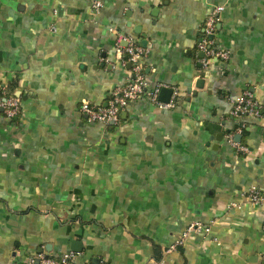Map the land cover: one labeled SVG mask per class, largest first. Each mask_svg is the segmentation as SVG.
Returning a JSON list of instances; mask_svg holds the SVG:
<instances>
[{"label": "crops", "instance_id": "1", "mask_svg": "<svg viewBox=\"0 0 264 264\" xmlns=\"http://www.w3.org/2000/svg\"><path fill=\"white\" fill-rule=\"evenodd\" d=\"M219 6L230 59L204 66ZM112 28L149 50L147 89H177L174 109L142 98L117 123L82 115L132 78ZM0 82L22 103L0 117V264H263L264 206L246 196L264 194V0H0ZM246 90L259 118L231 114ZM194 222L210 232L185 236Z\"/></svg>", "mask_w": 264, "mask_h": 264}, {"label": "built area", "instance_id": "2", "mask_svg": "<svg viewBox=\"0 0 264 264\" xmlns=\"http://www.w3.org/2000/svg\"><path fill=\"white\" fill-rule=\"evenodd\" d=\"M103 4L97 2L94 5L96 11L102 8ZM223 7H216L212 10L204 24V37L199 43V50L205 55L201 60L204 66L209 65L213 60L227 62L230 59V53L218 49L215 43L220 15ZM116 34V51L123 65L131 67L132 78L124 86L118 87L112 93L107 106H96L88 101L81 104L80 111L89 123L111 124L120 120L121 113L135 101L147 98L153 105L163 109H174L176 107V98L179 94L177 89L173 90V98L170 102H162L159 99L161 87L158 86L152 92L147 89L145 75L144 59L148 56L149 50L136 44L132 39L119 34L116 28L110 29ZM231 114L234 117H253L261 116V107L254 98L250 90L244 91L239 97L232 99ZM20 97L10 94L0 82V117L13 120L21 114ZM240 132L230 133L227 136L228 142L236 149L238 154L245 155L249 149L235 140V136ZM246 201L253 205L264 206V194L257 189H252L246 196ZM210 227L203 222H194L186 230L185 236L190 233H209ZM177 246H172L169 251L176 250ZM264 264V252H263ZM77 254L73 252L66 253L59 257H54L41 253L31 261V264H77ZM103 264V263H99ZM153 264H159L154 262Z\"/></svg>", "mask_w": 264, "mask_h": 264}, {"label": "water", "instance_id": "3", "mask_svg": "<svg viewBox=\"0 0 264 264\" xmlns=\"http://www.w3.org/2000/svg\"><path fill=\"white\" fill-rule=\"evenodd\" d=\"M199 83H202V85H199ZM196 87L197 88H203L204 87V80L202 79V80L198 81ZM172 92H173L172 89L163 88L161 93H160V96H159L160 101L168 103L170 101L171 96H172ZM220 137L223 138V135H220ZM235 140L237 142L241 143L242 136L236 135ZM99 263H100V261L98 259H96V261H94L93 264H99Z\"/></svg>", "mask_w": 264, "mask_h": 264}, {"label": "trees", "instance_id": "4", "mask_svg": "<svg viewBox=\"0 0 264 264\" xmlns=\"http://www.w3.org/2000/svg\"><path fill=\"white\" fill-rule=\"evenodd\" d=\"M159 260V259H158Z\"/></svg>", "mask_w": 264, "mask_h": 264}]
</instances>
